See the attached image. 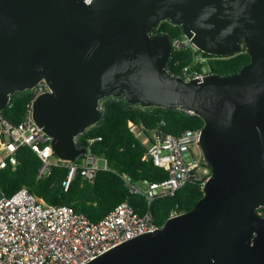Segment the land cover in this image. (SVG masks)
I'll return each mask as SVG.
<instances>
[{
	"label": "water",
	"instance_id": "1",
	"mask_svg": "<svg viewBox=\"0 0 264 264\" xmlns=\"http://www.w3.org/2000/svg\"><path fill=\"white\" fill-rule=\"evenodd\" d=\"M168 19L203 51L250 60L236 72L171 73ZM45 79L32 116L53 152L74 160L100 101L180 108L204 120L203 195L152 231L83 264H264V0H0V109Z\"/></svg>",
	"mask_w": 264,
	"mask_h": 264
},
{
	"label": "built area",
	"instance_id": "2",
	"mask_svg": "<svg viewBox=\"0 0 264 264\" xmlns=\"http://www.w3.org/2000/svg\"><path fill=\"white\" fill-rule=\"evenodd\" d=\"M161 21L157 22L153 33H161L156 32ZM171 46L172 51L191 48L196 53V62H204L217 55L204 54L205 51L183 31L171 39ZM184 72V79L188 80L205 76L210 71L205 68L191 70L187 65ZM30 90L32 96L20 122H10L3 113L4 108L0 109V169L18 163L17 151L22 146L33 149L41 159L37 178L49 175L54 165L65 164L68 167L63 180L65 190L79 170L86 180L92 182L99 170L110 169L108 159L89 148L81 154L80 160H65L55 155L51 136L38 126L32 116L33 101L51 89L45 79H41ZM129 127L135 134L137 129L144 134L142 142L147 148L143 158L151 159L168 173L167 177L159 180L140 181L133 180L128 173H119L131 193L145 197L146 209L139 212L128 200H123L102 218L92 221L72 205L48 203L22 186L10 195L0 196V264H83L132 236L160 228L163 224L156 222L151 208L155 198L174 194L190 180L198 181L203 188L211 168L203 154L196 157L192 150L200 146L202 127L186 129L180 134L165 133L155 128L152 129V137L145 133L148 129L141 122L130 121ZM94 140L89 138V143ZM256 211L264 215V205L257 207Z\"/></svg>",
	"mask_w": 264,
	"mask_h": 264
},
{
	"label": "trees",
	"instance_id": "3",
	"mask_svg": "<svg viewBox=\"0 0 264 264\" xmlns=\"http://www.w3.org/2000/svg\"><path fill=\"white\" fill-rule=\"evenodd\" d=\"M156 32L167 33L172 39L182 33V28L168 19H162ZM195 54L191 48L173 50L167 63L168 70L185 78L184 66L189 65L191 70L205 68L225 75L238 71L250 60L245 45L236 54L215 55L204 62H196ZM31 96L30 89L13 93L10 105L3 109L5 117L12 123L20 122ZM100 104L103 109L102 118L79 134L76 144L105 156L110 169L99 170L92 182L86 180L79 170L69 188L65 190L63 180L68 167L65 164L54 165L49 175L37 178L41 159L33 149L22 146L17 151L18 163L0 169V196L10 195L25 186L48 203L72 205L92 221L102 218L123 200H128L137 211L143 212L147 206L145 197L139 193H131L119 173H128L135 181L159 180L167 177L168 173L151 159L143 158L147 147L130 130L129 122H141L150 130L159 128L165 133L180 134L186 129L203 127L204 120L198 114L180 108L143 107L128 102L124 96L105 97ZM89 138L95 140L89 143ZM81 157L82 155L75 160H80ZM209 167L211 168L210 164ZM202 195L201 184L190 180L174 194L155 198L151 208L156 222L163 224L171 215L189 210Z\"/></svg>",
	"mask_w": 264,
	"mask_h": 264
},
{
	"label": "rangeland",
	"instance_id": "4",
	"mask_svg": "<svg viewBox=\"0 0 264 264\" xmlns=\"http://www.w3.org/2000/svg\"><path fill=\"white\" fill-rule=\"evenodd\" d=\"M140 123V122H139ZM136 134L140 137V139L142 140L143 139V137H144V134H142L140 131H139V129H137V131H136ZM146 134L147 135H149V136H153L154 135V130H150V129H148V130H146ZM193 152L195 153V156L196 157H200V155L202 154V150H201V148H200V146L199 147H193ZM186 157H187V159H190V156L188 155V154H186ZM54 158V157H53ZM52 158V159H53ZM140 185L141 186H144V184L143 183H140Z\"/></svg>",
	"mask_w": 264,
	"mask_h": 264
}]
</instances>
